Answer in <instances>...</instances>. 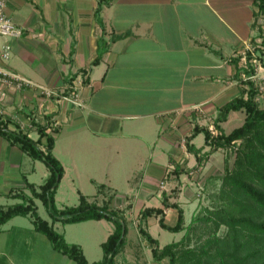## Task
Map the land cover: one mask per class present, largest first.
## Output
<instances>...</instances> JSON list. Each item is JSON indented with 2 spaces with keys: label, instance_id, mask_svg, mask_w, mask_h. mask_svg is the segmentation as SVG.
Returning a JSON list of instances; mask_svg holds the SVG:
<instances>
[{
  "label": "crops",
  "instance_id": "1",
  "mask_svg": "<svg viewBox=\"0 0 264 264\" xmlns=\"http://www.w3.org/2000/svg\"><path fill=\"white\" fill-rule=\"evenodd\" d=\"M5 2L11 21L22 30L17 38L0 37V43L11 45L7 66L30 83L0 85V120L7 130L26 133L33 140L38 138V124L49 121L58 131L64 129L69 137L64 146L68 164L78 168L73 158L78 149L99 154L104 173L87 177L108 191L119 173L125 175L134 190L119 200L114 193L111 200V207L123 211L120 215L127 224L125 243L113 264H169L167 257L153 259L152 244L139 233L141 227L155 238L150 226L160 227V215L144 217L141 211L161 208L166 198L183 211L184 220L183 204H190L192 218L201 207V181L210 182L211 188L220 184L218 178L230 153L224 150L222 158L217 156L202 130L212 120L216 125L227 102L247 97L239 56L246 47L253 52V44L260 40L252 25L258 11L254 0ZM112 35L123 37L110 41ZM101 36L109 43L108 49L92 64ZM255 71L257 78L264 76L263 66H256ZM259 94V105L264 107V91ZM239 111H229L226 120L218 123L222 131ZM197 138L200 141L195 144ZM188 145L201 150L194 153ZM55 157L64 169L54 195L56 204L68 167ZM174 165L179 172L169 174ZM168 171L167 186L178 189L174 196L158 188ZM48 175L43 160L31 157L0 134V206L20 202L14 194L28 193L27 183L37 187ZM101 195L106 197L107 192L84 196L101 204ZM162 211L164 222L173 226L176 209L167 206ZM47 221L66 242L78 244L89 262L102 258L101 243L114 229L113 221L104 218ZM73 229H84L85 236H72ZM0 264L76 263L55 249L29 216L18 215L0 228Z\"/></svg>",
  "mask_w": 264,
  "mask_h": 264
},
{
  "label": "trees",
  "instance_id": "2",
  "mask_svg": "<svg viewBox=\"0 0 264 264\" xmlns=\"http://www.w3.org/2000/svg\"><path fill=\"white\" fill-rule=\"evenodd\" d=\"M110 1L104 0L106 4ZM254 4L258 11L252 25L258 28V18L262 16L264 19V0H254ZM100 10L99 4L95 10L97 16ZM259 29L262 31V26ZM261 31L257 35L260 43L253 44L258 46L256 52L261 46L264 49V30L262 34ZM120 37L123 36L112 35L110 41ZM108 44L103 36L99 37L98 53L92 64L100 60L108 49ZM254 49L253 53L258 58ZM262 51L264 50H260ZM262 57L263 55L259 54V63L264 67ZM247 58H252L250 51L247 52ZM243 72L254 74L255 66L250 65L249 69H244ZM244 83L247 86L244 91L247 97L241 95L220 109L216 118L218 135L212 137L207 128L202 130L205 142L212 150L224 149L234 152L233 163L229 164V159L226 158L224 171L218 178L220 184L215 193L217 204L202 208L185 224L183 211L175 203L169 204L166 198H163V206L174 207L177 211V220L173 226L164 222L161 208H145L141 211L144 217L160 215L158 222L165 230L183 231L178 240L160 247L155 238L139 227L140 235L152 244L151 252L155 261L167 257L169 264H264V107L255 99L258 90L254 82L247 79ZM231 110H242L245 117L240 126L225 134L218 123L225 121ZM48 128L50 131L46 132ZM37 131L38 138L33 140L26 133L7 130L6 124L0 120V134L17 143L31 157L43 160L49 168V175L42 184L36 187L27 183L28 193L20 191L14 194L20 202L0 206V228L15 216H29L35 229L44 234L55 249L67 255L76 264H113L114 256L122 249L127 234L126 220L120 215L123 211L111 207V196H108L109 200L97 204L96 201L89 202L83 194L79 195L77 205L57 208L54 195L64 173L62 164L52 153L55 145L53 133L58 132V127L48 121L43 125L38 124ZM236 140L239 141L238 144L235 143ZM188 148L194 153L201 150L193 145H188ZM208 154L209 152L205 153ZM172 172L178 173L179 170L175 168ZM97 188V193L100 194L106 189L104 184H99ZM35 199L41 200L53 220H60L62 223L102 218L113 221V231L101 243L102 258L89 262L78 244L66 242L50 222L39 216ZM221 228H224L222 233L219 232Z\"/></svg>",
  "mask_w": 264,
  "mask_h": 264
},
{
  "label": "rangeland",
  "instance_id": "3",
  "mask_svg": "<svg viewBox=\"0 0 264 264\" xmlns=\"http://www.w3.org/2000/svg\"><path fill=\"white\" fill-rule=\"evenodd\" d=\"M260 20L261 21H257V25H258L257 35L261 31V29H259L260 26H262V29L264 30V19H260ZM262 31H261V34H262ZM260 41L261 40H259V42L256 43V45H258L260 43ZM256 45L253 46V49L255 47V49H254L255 52L257 51L256 47H258ZM260 50H264L262 46L259 47L258 52H256V54L258 56V58H257L258 61H259V54L263 55L262 59H264V51L260 52ZM244 115L245 114L242 111H239V113L235 112V116L233 118H231L226 124H224L223 132L225 134H227L231 130H233L234 128L240 126L244 121ZM61 131H62V133H61ZM218 133H219V131H218ZM53 135L58 137L57 138L58 143L56 146V150L54 151V156L55 155L58 156L59 159L63 163H65L68 167L67 178L61 182L59 189H58V193H57L58 202H56V207L58 208L60 206L64 207V206L77 205L79 202L80 193H83L84 195H86V194L95 193L98 190V188H97L98 183L90 181L88 179L87 175L89 174V175H92L93 177H99L102 173H104V170L100 166V160H99L100 156H99V154L95 153L94 151L89 150L88 153H83L84 152L83 149H78L75 152V154L73 155L76 166H78V168L75 169L74 165L72 166L71 164H68V161H70V158H68V156H67V153L65 151L66 148L64 149V146L66 147V143L68 142V138H69L67 136L68 132H64V129H62L58 132H54ZM70 136H72V135H70ZM199 141H200L199 138L195 139V144H198ZM236 141H238V140H236ZM222 152L225 153L224 149L217 150V152L215 154L222 158ZM230 152L231 151L228 150V153H230ZM166 157H168V155H166ZM228 158H229L228 162L230 164H232L233 159H234V154L231 153L230 156H228ZM193 162L194 161H192V163ZM220 163H221V161H220ZM175 168H177V167L175 166ZM196 168H197V166L190 169V171H192ZM137 172L138 171H136L135 173H137ZM168 173H169V171L163 177L164 182L163 181L159 182L158 188L162 192L172 194L169 196H174L175 195L174 191L176 192V195H177L178 189H172L171 186L170 187L167 186V183H168L167 174ZM130 174H131V172H129V175ZM169 174H173L172 171ZM166 180H167V182H166ZM113 182H114V184H111V187L114 186L113 189H111V191H108V188H106L104 191V192H107L106 197L101 195V198L99 196L100 199L107 201L110 199L108 196H111V200H114L115 196L112 197V194L116 193V198H118V200H119L123 196H126V194L130 195V193H132V191L134 190V187L130 186L129 182L125 178V175H123V174L119 173L118 178L115 179ZM210 185H211L210 182H208V184H207L205 182V180H202L201 183L199 184L198 190H199V192H200L199 194L201 196V203H200L201 207L197 210L196 213H199V211L206 206L207 207L215 206L217 204L215 193L217 192L219 185H217L213 188H211ZM202 192H203V194H202ZM97 199H98V195H97ZM36 203L38 205L39 216L43 219H46V220L52 219L51 215L49 214V212L47 211V209L43 205V203L40 200H36ZM194 205H196V204H194ZM163 207L165 208V206H163V203L161 202V209L162 210H163ZM183 209H184V213H185V220L187 222H189L190 218L192 216L190 204H183ZM158 229H159V232H158ZM223 230H224V228H221L219 232L222 233ZM67 233H68V231H67ZM150 233L158 240V242L161 245H165L166 243L171 242L173 240H176L180 237L179 232L168 231V230H165L163 228H160L158 225H153V224H151V226H150ZM181 234H183V233H181ZM72 236L84 237L85 236L84 229H81V230L73 229L72 230ZM99 250H100V252L102 251L100 248H99Z\"/></svg>",
  "mask_w": 264,
  "mask_h": 264
},
{
  "label": "built area",
  "instance_id": "4",
  "mask_svg": "<svg viewBox=\"0 0 264 264\" xmlns=\"http://www.w3.org/2000/svg\"><path fill=\"white\" fill-rule=\"evenodd\" d=\"M21 28L16 26L8 16L6 12V2L5 0H0V37H12L17 38L21 35ZM250 48L246 47L243 51L240 52V62L243 65L244 69H249V66L252 64L253 66L260 65L255 53L251 50L252 58H247V51ZM11 56V45L8 42L0 43V85L1 86H16L21 87L24 84H29L30 82L19 75L18 73L12 71L8 66L7 62ZM256 73V71H255ZM246 74V72L242 74V78L244 80H252L255 81V85L259 93L264 91V76L257 78L256 74ZM257 94L255 99L260 101V94ZM3 113L0 107V115ZM207 130L210 132L212 137L218 135V130L216 128L215 122L212 120L207 125ZM237 144L238 141H235ZM234 152H230V154Z\"/></svg>",
  "mask_w": 264,
  "mask_h": 264
},
{
  "label": "water",
  "instance_id": "5",
  "mask_svg": "<svg viewBox=\"0 0 264 264\" xmlns=\"http://www.w3.org/2000/svg\"><path fill=\"white\" fill-rule=\"evenodd\" d=\"M123 232V231H122Z\"/></svg>",
  "mask_w": 264,
  "mask_h": 264
}]
</instances>
